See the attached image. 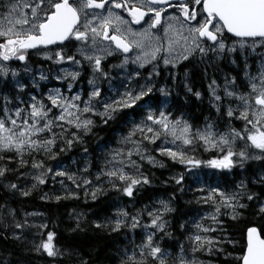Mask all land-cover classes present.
<instances>
[{"label": "snow or ice", "instance_id": "1", "mask_svg": "<svg viewBox=\"0 0 264 264\" xmlns=\"http://www.w3.org/2000/svg\"><path fill=\"white\" fill-rule=\"evenodd\" d=\"M132 25L142 26L136 30ZM33 52L54 65L74 69L61 67L62 74L55 76L67 82L64 90L41 89L40 81L49 80L41 71L39 79L32 77V91H25L28 85L17 79L19 72L9 62H24V72H31L28 59ZM210 53L217 58L242 57L244 74L240 82L226 74L222 86L215 79L210 81L209 103L216 118L205 117L203 125L197 126L183 114L175 116L161 107L165 102L156 93L164 97L170 93L157 86L156 77L161 63L174 68L196 54L204 58ZM121 55L113 68L125 69L132 63L138 69L151 65L152 70L147 76L133 70L126 74L123 91L110 85L104 92L100 82L111 79L104 61ZM254 55L260 65L253 70L249 58ZM85 65L92 71L87 81L90 91L74 92ZM185 86L201 98L200 92ZM115 123L124 131L114 147L98 145L102 160L94 175L87 160L76 172L63 167L64 155L76 147L87 155L85 138L98 137L99 130ZM200 148L214 158H197ZM154 153L184 166V172L169 177L181 193L186 175L201 166L231 173L235 168L244 171L252 162L264 164V0H0V188L29 197L49 180L55 183L62 177L83 188L93 201L115 191L134 203L152 184L145 165L166 167ZM22 179L32 181L27 190L18 183ZM59 183L64 185V180ZM250 185L264 187V167L251 180L241 179L231 188L195 189L199 195L189 203L207 210L198 213L191 230L188 222L179 225L189 233L187 246L180 243L179 252H170L162 244L166 237L173 238L169 217L176 211L175 195L134 212L120 209L114 218L92 225L109 233L133 234L119 253L118 264H205L201 255L221 253L237 264H264V229L247 228L239 256L225 252L226 241L212 235L223 233V216L238 220L252 208L256 217L264 218V196ZM69 197L78 198V194L69 191L54 199ZM52 198L48 193L40 197ZM36 215L42 214L25 213L24 219H17L14 208L7 202L0 204V238H11L26 251L48 257L64 255L47 223L29 221ZM33 228L38 230L34 235L41 237L39 242L28 239ZM77 230L84 231L79 218L72 231ZM80 264L88 261L81 259Z\"/></svg>", "mask_w": 264, "mask_h": 264}, {"label": "trees", "instance_id": "2", "mask_svg": "<svg viewBox=\"0 0 264 264\" xmlns=\"http://www.w3.org/2000/svg\"><path fill=\"white\" fill-rule=\"evenodd\" d=\"M232 60H236V63H232ZM256 60L255 55L249 58V64L253 66V70L260 65H258L259 61ZM253 61H255L254 64ZM33 65L35 67L43 66L39 60H35ZM112 65H115L114 60L104 61L105 69L110 72L111 80L119 74V70L113 68ZM243 68L244 60L237 54H230L227 58L221 57L218 59L212 55L201 58L200 55L196 54L194 57H190L189 60L182 62L174 71L159 69L161 74L156 77L157 86L165 87L170 93L169 100L163 103L161 107L170 109L175 116L183 114L185 119H189L197 126H202L205 117L216 118L215 109L209 103L208 85L210 81L215 79L222 86L224 76L227 74L237 77L238 82H240L244 74ZM88 71H91V68L86 65L84 72L87 76L89 75ZM140 71L144 76H147L148 71ZM86 79L87 77L82 78L80 83L85 85ZM23 81L27 84L26 79H23ZM53 81H49L50 86L56 85ZM106 81L109 80L102 81V88L105 87ZM185 85L191 87L193 92H200L201 98L197 99L193 93L188 92ZM41 88L45 87L41 85ZM25 91H32L29 85ZM83 91H86V87ZM156 96L163 101L159 92L156 93ZM237 126H239L238 122ZM123 131L119 123H115L111 128L99 130L98 137H86L88 154L83 153L82 147L74 148L73 151L62 157L63 167L76 172L78 169H83L87 160L91 163L89 172L94 175L98 171L102 160L98 145L107 144L114 147ZM100 137L103 139H100ZM154 155H157V158L163 161L166 167L153 168L147 164L145 165L144 170L149 173L152 184L151 186H145L134 203L128 197L115 191H108L105 195L93 201L90 195L85 196L83 188H76L71 181L62 177H57L55 183L49 180L47 184L40 186V190L33 191L29 197H22L19 193L13 194L0 188V204L7 202L9 207L17 211V219L21 220L25 213L42 214L38 215L40 223H47L48 230L56 232L54 243L65 253L62 256L48 257L44 253L26 251L24 245L11 238L7 240L0 238V264H80L81 259L87 260L88 264H118L119 253L129 244V239L133 234L127 231L109 233L108 231L95 229L92 222H104L106 219L114 218L120 209L134 212L143 208L144 205H154L159 200H168L173 195L176 197L173 200L176 211L169 217L173 238L166 237L162 244L170 252H179L180 243L187 246L186 238L189 234L188 231H182L179 225L188 222V228L191 230L192 221L199 219L198 213L203 215L207 210L206 206L201 207L194 202L189 203V201H193L194 195H199L194 190L202 186L216 185L222 188H231L241 179L251 180L254 178L256 171L264 167V164L252 162L246 165L244 171L235 168L229 173L226 170L222 171L201 166L200 169H194L192 173L186 175L184 192L181 193L179 186L171 182L169 177L177 172H184V166L174 164L167 157L159 156L156 153ZM195 155L201 160L214 158L212 152H205L202 148L198 149ZM10 179L15 181V177H10ZM62 179L64 185L59 183ZM166 181L167 183H165ZM18 183L27 190L32 181L22 179ZM250 187L264 196V187L259 185H250ZM69 191L77 193L78 198H62L60 201L54 199L57 195L64 197ZM44 193H48L53 198L41 200L40 197ZM77 218L80 219L84 231H72L76 228ZM221 219L223 221V233L217 232L212 235L226 241L222 247L225 252L232 253V256L241 255L242 245L245 244V231L248 227L255 226L258 229H264V218L256 217L252 208L246 210L243 217L238 220H231L227 216H223ZM31 231L36 233L38 230L35 228L30 229L28 239L32 240V236H34L36 242H39L41 237L35 236ZM139 232L140 230H137V240L139 239ZM229 240L232 243H228ZM27 247H31V245ZM200 259L204 260L205 264H208L209 261L212 264H237V261L232 257L226 258L223 253L214 256L201 255Z\"/></svg>", "mask_w": 264, "mask_h": 264}, {"label": "rangeland", "instance_id": "3", "mask_svg": "<svg viewBox=\"0 0 264 264\" xmlns=\"http://www.w3.org/2000/svg\"><path fill=\"white\" fill-rule=\"evenodd\" d=\"M197 55H199V54H197ZM209 55H212V56L216 57L214 54H211V53ZM257 60L259 61V63H258V65H259L260 64V60H259L258 57H257ZM182 62H184V61H182ZM182 62H180L179 64H177L176 67H174V68L171 65H169L167 67H165L162 63H161V65L164 67L165 70H172V71H174ZM129 64H132V63H129ZM132 65L133 66H137L135 64H132ZM28 66L31 69V72H27V73L24 72L23 66H20V67L15 66L13 68L16 69V70H18V72H19V76L17 77V79H20L23 83H25L23 81V79H26V83L30 86V89H31L32 77L35 76L36 79H39V75H40L41 71H43V73L45 75H48L49 76V80L40 81V85H43L45 87V88H43V90H46L47 88H52V87H61L62 90H64V88H66V83L67 82H62V81H59V80H56L55 79V76L56 75L62 74V73H60V71L54 70L52 72H50V71L48 72L47 70L43 69V67H34V66H31V65H28ZM170 67H172L173 69H170ZM117 69L119 70V74L117 75V77H115L113 80L110 79V81H106L104 88H102V86H103L102 81L100 82V86H101V88H102V90L104 92H108L109 91L110 85H111L112 88L119 89L120 91H123L124 90L122 84L126 80V74L129 73V72H132L133 70H129L127 67H125V69H120V68H117ZM69 70H74V69H69ZM135 70H137V69H135ZM88 72H89V75L87 76L86 75V72L83 71V74H82L81 78L79 79V81L74 86V89H73L74 92H82L83 93V92H86V91H90V86L88 85L87 81L91 77L92 71H88ZM86 77H87V79L84 82L85 85L83 83H80L82 81V78H86ZM50 80L51 81L54 80L53 82L56 85L53 84L52 86H50V84H49V81ZM141 83H143V80H141ZM85 87H86V91H83V89ZM161 97H162V99H163L164 102H166V101L169 100V95L167 97H164V96L161 95ZM85 98H87V97L85 96ZM56 182H57V180H56ZM23 219H24V215H23ZM28 219H29L30 222H34L36 224H40V218H39L38 215H36V216H30V217H28ZM32 233L35 234L34 232H32ZM33 239H34V236H32V240Z\"/></svg>", "mask_w": 264, "mask_h": 264}, {"label": "flooded vegetation", "instance_id": "4", "mask_svg": "<svg viewBox=\"0 0 264 264\" xmlns=\"http://www.w3.org/2000/svg\"><path fill=\"white\" fill-rule=\"evenodd\" d=\"M117 11H119V10H117ZM125 18H128L126 14H125ZM141 26L142 25H132L133 29H136V30H139L141 28ZM50 47L55 49V46H50ZM70 48H71L72 52H75V50H76L75 47L70 46ZM129 55H133V53H129ZM122 58H123V56L121 55V56L109 57L108 59L114 60L115 61V65H118L121 62ZM35 60H39L42 63V65H43L42 66L43 69L48 70V72L49 71L52 72L54 70L59 71L61 67L68 68V69H73L67 64H65V65H54L51 61L45 60L42 55L35 54L34 52L30 53L29 59H28V65L34 66L33 64H34ZM9 63L11 64L12 68L15 67V66L20 67V66H23V64H24V62H19V61H12V62H9ZM85 67H86V65L84 66V70L83 71H85ZM126 67L129 70L137 69V70L140 71V69H138V66H133L132 64H128V65H126ZM159 69L165 70L164 67L161 64H160V68ZM170 69H173V68L170 67ZM141 70H146V71L150 72L152 70V66L151 65H146Z\"/></svg>", "mask_w": 264, "mask_h": 264}, {"label": "water", "instance_id": "5", "mask_svg": "<svg viewBox=\"0 0 264 264\" xmlns=\"http://www.w3.org/2000/svg\"><path fill=\"white\" fill-rule=\"evenodd\" d=\"M247 230V229H246ZM245 243H246V231H245Z\"/></svg>", "mask_w": 264, "mask_h": 264}]
</instances>
